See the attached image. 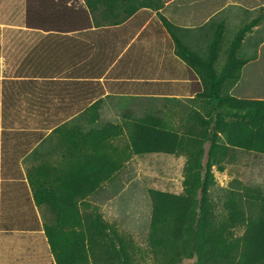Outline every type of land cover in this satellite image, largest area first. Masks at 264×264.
I'll return each mask as SVG.
<instances>
[{
	"label": "rangeland",
	"instance_id": "1",
	"mask_svg": "<svg viewBox=\"0 0 264 264\" xmlns=\"http://www.w3.org/2000/svg\"><path fill=\"white\" fill-rule=\"evenodd\" d=\"M55 1L57 0H42V4L33 11V16L37 17L43 13L47 15L46 27L51 25V21H58L66 28L74 23L77 17L67 21L50 19L49 15L53 11L66 12L64 7L57 9ZM59 1L68 3L72 9L88 7L87 0ZM206 1L211 10L204 18H195L197 21L194 32L178 25L174 27V32L180 36L181 41L205 61L203 65H193L197 73L196 86L199 88L195 97L190 95L191 87L186 86L184 91L187 94L179 101L169 97L159 100L156 95L133 97L124 107L118 106L120 104L116 101L107 106V110L100 106L97 113H94L93 110L100 101L86 110H81L80 108L87 105V98L74 96L77 89L74 83L68 87L58 85L52 88L51 96L45 89L46 86H43L44 81L28 86L27 83L19 84V81L10 80L15 76L29 75V71L34 68V63L29 57L31 53L43 50V44L40 43L45 37L43 32H34L26 25L28 0H0V136L1 122L3 118L8 119L9 115L11 120L17 121L20 126L30 127L31 131L34 128H53L51 134H46L49 139L42 151L43 156L35 160L36 162L28 158L23 159L17 170L18 174L12 172L16 180H8L10 176L6 174L7 177L3 176V188L7 192H17L19 196L15 197L14 215L26 218L34 209L28 200L38 186L61 188L63 196L66 197L71 177L76 171L82 175L89 170L96 171V176L90 183L79 182L76 190L78 192L75 191L77 207L82 217L81 223L82 220L83 223H94L101 218L112 227L105 232L109 236L104 239L109 246L112 244V248L95 247V255L91 256L87 264H160L159 256L149 239L153 213L150 190L183 193L187 175L196 170L193 165H190L191 170L189 169V161L201 159L199 163L202 177H205L206 172L214 175V181L209 186L208 199L214 222L219 229L223 228V238L226 241L242 239L248 226L258 221L262 215L264 152L229 145L225 131L226 122L233 119L248 120L251 114L244 109L234 108L225 96L228 94L240 99H257L264 95V63L256 65L254 79L246 75L243 84L236 85L240 68L243 66L242 58L245 63L251 57L259 55L260 50L264 55V46L261 49L257 47L264 39V25L259 32H254L251 26L246 24L252 19L253 12L246 8L238 12L237 18L233 16L227 21L225 14L231 13V8L223 7L232 0ZM234 1L245 5L252 3V0ZM263 1L259 0L260 4ZM199 3L197 6H200ZM91 12L92 23L96 26L113 25V14L104 6ZM121 14L126 15L125 11H121ZM139 15L146 16L142 12ZM160 16H154L149 26L148 34H152V45L156 44L154 40H157L161 28L165 27L164 32H171L161 13ZM207 16L212 17L208 23L203 24ZM175 21L178 23L180 19ZM246 27L238 47L234 48L233 43L238 40L241 29ZM56 35L52 34L49 39V47H52V52L65 53L66 64L69 66L68 70L70 69L67 74L75 70L71 66L75 63L76 53L83 58L87 55L90 59L96 57V53H88L91 45L81 44L78 40L75 42L74 35ZM79 35L89 38L91 33L83 32ZM171 46V50L175 49L180 55L176 42ZM213 76L215 78H210ZM164 84V88H158L144 83L140 90L143 93L172 92L177 90L176 87L181 89L185 83ZM16 85L14 89L13 86ZM80 85L81 95L92 90L91 85ZM214 85L215 91L221 94L219 103H215L209 94ZM197 87L195 89H198ZM97 88L96 91L99 90ZM27 89L33 93L32 96H28ZM23 91H27L24 94L26 98L20 99L12 95L14 92L20 94ZM67 93L72 95L69 99ZM3 106L8 112L5 109L3 112ZM147 115H155L162 120L164 127L180 134L183 145L178 152H133V125L136 120ZM218 119L225 123L223 128L217 123ZM76 130L78 136L74 142L69 133ZM1 148L0 137V150ZM1 155L0 152V158ZM1 162L0 159V178ZM32 181H35L34 184H31ZM29 185L32 193L22 195L23 189ZM39 211L44 220L50 221L52 225L57 223L49 204L39 206ZM243 253L241 247L229 254L224 244L223 259L203 263L199 253L194 250L192 253L183 254L175 264H245ZM259 264H264V261Z\"/></svg>",
	"mask_w": 264,
	"mask_h": 264
},
{
	"label": "crops",
	"instance_id": "2",
	"mask_svg": "<svg viewBox=\"0 0 264 264\" xmlns=\"http://www.w3.org/2000/svg\"><path fill=\"white\" fill-rule=\"evenodd\" d=\"M198 3L200 6H197ZM206 3V0H162L159 8L151 6L142 7L125 21L118 24L96 26L92 23L87 28L76 27L69 31L67 29L58 31L28 27L34 32H43L45 40L40 43V45L43 44V50H38L36 53L30 52L29 58L34 63V68L29 71V75L15 76L10 80L19 81V84L25 83L26 85L27 83L28 86L38 81H44L43 86H46L45 89L48 90L50 95L53 90L52 88L58 85L59 87H68V85L70 86L74 83L77 87L74 96H77V98H87V105L80 108L81 110H86L97 101H100L98 106L93 110L94 113H97L100 106H104L105 110H107L106 107L116 101L120 104L118 106L123 105L124 107L133 97L156 95L160 98L159 100L169 97L179 101L187 94L184 91L186 86L191 87V94H189L194 98L199 92V88L196 86L198 84L197 73L195 67L185 61L181 55H178L175 49L171 50L172 43H175L173 34L171 32H164L163 29L165 27L161 28L157 34V40H154L156 44L152 45L150 38L152 34H148V31L150 30L151 20L154 19L153 17H161V13L171 23L194 32L196 28L195 21H197L195 18L199 17L198 19H202L211 10L210 5ZM223 8H231V13L225 14L227 21L233 16L237 18L239 16L238 12L246 8L250 12H253L252 19L246 24H250L254 32H259L264 25V1L260 4L259 0H252V3L245 5L242 2L232 0ZM167 11L173 13V17ZM140 12L146 16L142 17V15H139ZM211 17L207 16L203 24L208 23ZM177 19H180V22L177 23L175 21ZM181 31L183 32V29ZM189 31L186 33L188 34ZM83 32H90V37L86 38L79 35ZM52 34H57L56 36L58 37L74 35L75 42L78 40L81 44L91 45L88 53H96V57H91L90 59V56L87 55L83 58L82 55L79 54L78 56L76 53L75 63L71 66L75 70L73 73L70 71V74H67L70 69L68 70L69 66L67 67L66 64L65 53H62V51L60 53L52 52V47H49L51 41L49 39ZM184 37L186 36L184 35ZM263 46L264 39H262V42H259L257 47L261 49ZM261 53L262 50H260L259 55L251 57L248 60L246 59L245 63L242 58L243 66L240 68V77L236 82L237 86L243 84L246 75L252 76L251 79H254L253 76L257 72L256 65L264 63V55ZM169 82H181L185 84L181 89L175 86L177 90L172 92L155 91L143 93L140 90L144 83L164 88V83ZM81 83L85 86L91 85L92 90L85 91L81 95L79 92ZM16 87L17 85L13 86L14 89ZM195 87L198 89H195ZM95 88L99 90L96 91ZM27 91L28 96L33 95L29 89ZM27 91H23L20 94H17V91L12 93V95L18 96L17 98L20 99L26 98L24 94ZM67 96L69 99V96L71 97L72 95L67 93ZM263 98L264 95L257 99ZM77 105L79 106V104ZM4 109L8 112L3 106V112L5 111ZM10 118V115L8 119L3 118L0 136L2 144L0 150L2 154L0 158L2 160L0 178V264H58L45 232V224H50V221L44 220L40 215L39 206L36 204L34 196L31 195V198L28 200L34 208L32 212H29L30 215L28 214L26 218L19 217L14 215L15 197L19 195H17V192H7L3 188V183L5 182L3 176L9 175L8 180H16L12 172L15 171L18 174L17 170H19L23 159L28 158L36 162L35 160H39L43 156L42 151L45 149V143L49 139L47 135L51 134L53 128H34L31 131L30 127L20 126L17 121ZM12 141L14 143H11ZM9 153L12 155H9ZM9 156H11L10 163L8 162ZM25 162L28 163L27 160ZM7 166L11 167L8 168ZM27 182L28 184L30 183L28 179ZM29 192H31L30 185L23 189L22 195H28Z\"/></svg>",
	"mask_w": 264,
	"mask_h": 264
},
{
	"label": "trees",
	"instance_id": "3",
	"mask_svg": "<svg viewBox=\"0 0 264 264\" xmlns=\"http://www.w3.org/2000/svg\"><path fill=\"white\" fill-rule=\"evenodd\" d=\"M41 1L28 0L27 14L25 15L27 27L58 31L61 29L69 31L76 27L87 28L91 26V10H97L101 6H104L107 11L113 14V24H118L142 7L159 8L162 4V0H87L88 7L72 9L68 3L63 4V2L57 0L54 2L55 7L57 6L59 10L64 7L66 12L53 11L49 15L50 19L67 21L77 17L74 23H70L71 25L65 28L62 25L63 23L58 21H51L49 23L51 25L46 27L45 16L47 15H43V13H40L37 17L33 16L35 14L33 11L38 5L42 4ZM121 11H125L126 15L121 14ZM162 18L173 34L178 51L184 60L191 65H203L205 63L203 58L192 51L175 34L174 27L176 25L164 16ZM249 26L251 25L249 24ZM246 29L247 27L241 29L237 37L238 40L232 45L234 48L238 47ZM209 94L215 103H219L221 94L215 91V85ZM225 99L231 101L234 108L244 109L251 114L248 120L233 119L228 123L226 122L225 131L227 132L229 145L264 152V98L240 99L227 94ZM222 121L217 120V123L221 124V128L225 124ZM133 126L132 149L136 154L150 152L176 153L183 145L180 134L175 130L164 127L162 120L155 117V115L141 117L136 120ZM56 129L59 128L56 127ZM69 135L71 140L76 142L77 130L71 131ZM194 161H189V169L191 170L193 165L196 170L189 172L187 175L183 193H172L158 189L150 190L153 213L149 239L152 247L156 250L157 256H159L160 264H175L180 261L183 254L192 253L194 250L199 253L203 263L220 260V258L223 259L224 244L229 254H233L236 249L242 247L245 264L263 262L264 197L262 198V215L260 219L248 226L242 239L226 241L223 238V228L219 229L214 222V215L211 212V204L208 199L209 186L214 181V175L206 172L205 177H202L199 163L201 159ZM198 167H200L199 170H197ZM94 176H96V171L90 172L89 170L84 175L76 171L71 177L70 189L66 197L63 196L61 188L56 189L42 185L33 191L38 206L49 204L54 211L57 223L55 225L45 224V232L58 264H87L91 256L95 255V247L98 246L100 249L112 248V244L109 246L104 241L109 236L105 232L112 228L109 224L101 218H98V221L94 223H83V220L81 223L82 217L77 207L75 191L78 190L76 188H78L79 182L90 183ZM34 182L32 181L31 184H34ZM160 253L161 255H159Z\"/></svg>",
	"mask_w": 264,
	"mask_h": 264
}]
</instances>
